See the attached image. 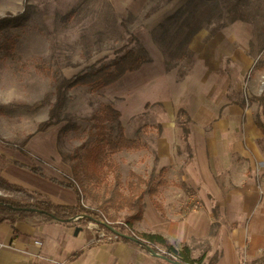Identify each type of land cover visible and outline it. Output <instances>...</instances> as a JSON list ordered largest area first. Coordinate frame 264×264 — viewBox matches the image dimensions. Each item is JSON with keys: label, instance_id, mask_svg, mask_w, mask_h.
I'll return each instance as SVG.
<instances>
[{"label": "rangeland", "instance_id": "obj_1", "mask_svg": "<svg viewBox=\"0 0 264 264\" xmlns=\"http://www.w3.org/2000/svg\"><path fill=\"white\" fill-rule=\"evenodd\" d=\"M164 1L166 0H152L150 10L153 11ZM95 2L85 10L71 8L64 11L60 7L53 11L41 3H37L34 10L25 6L26 14L21 23L15 28L0 32V47L7 37L15 40L11 51L6 53L0 48V130L4 132V135H0V140L10 145H20L29 135L36 133L41 122L47 120L54 102L53 72L57 76L70 78L88 66L93 54L107 50L102 49L103 46L113 49V45L121 44V40L127 38L125 20L116 18L104 1ZM179 2L181 7L175 18L163 22L155 37L164 47L165 53L170 55V63L179 66L182 73L189 72L194 64L198 65L194 68L195 78L188 84L189 92L192 90L193 93L189 97L188 108H176L172 118L175 129L169 133L168 140L182 141V151L187 154V163L194 160L188 145L191 131L197 137L205 138V135L213 133L216 138H228L231 145L237 143L240 153H236L238 157L233 160L238 158L240 172L247 170L250 180L236 188L230 183L228 193L222 192V198L235 201L248 196L246 199L253 201L254 190L259 199H264V140L254 124L261 110L259 104L250 99L260 96L264 89V0ZM86 12L87 14L81 15ZM79 15L82 18L77 19ZM107 41H112V45H108ZM117 56L113 51L96 64V67L111 63ZM179 67L176 69L179 70ZM174 75L171 83L176 90L177 72H174ZM126 79L130 83L138 82L135 75L127 76ZM133 93L131 96L137 95L136 90ZM123 95L121 92L119 96ZM130 98H133L136 104L134 108H129L133 109L131 113L140 114L141 124L148 126L147 130L140 132L142 125L138 130L139 134L137 131L135 135L139 136L147 148L139 152L122 151L115 154L121 161L118 165L113 162L115 166L110 168L107 179L109 183H113L118 176L121 190L126 191L128 188L130 195L135 192L141 195L145 188L150 187L148 192L153 196L154 187L156 189L158 186H178L172 181H168V184L165 182L164 185L154 181L155 173L160 171L161 166L157 163L153 148L161 137V125L158 120L161 109L158 103H154L153 96L139 98V103L137 97ZM107 99L104 90L93 91L88 87H76L67 92L65 104L60 111V118L63 120L60 127L66 124L64 120L70 119L78 126V130L58 136L53 148L70 167L71 162L65 156L93 142V133L90 130L92 117L102 105L110 104ZM127 103L128 101L120 104L122 110L123 106L126 110ZM135 117L129 118L134 120ZM215 126L218 128L216 131ZM52 131L36 133L30 138L27 142L31 145V153L26 152V156L4 147L2 143L0 153L25 166H29L33 160L37 165L42 162L47 174L68 182L71 174L63 176L52 166L48 156L45 158L44 154L39 152V141L49 136L52 139ZM43 149L47 152L49 144ZM207 155L216 158H211L209 167L210 186L213 187L221 179L220 162L214 153L207 151ZM113 157L112 160L115 159ZM168 169L165 167V173L161 177L166 176ZM191 169L195 181L198 182L195 166L192 165ZM28 178L35 179L24 169L13 165L6 166L0 162V196L26 203L32 201L33 193L46 196L39 192L45 187H49L52 194L63 191V188L48 182H43L40 189L29 190L23 185L31 184ZM137 178L141 181H137ZM9 185L18 186L20 189ZM188 186L193 190L197 185L189 182ZM203 186L208 188L209 184ZM222 187L227 188L225 183ZM207 193L211 202V243H219L215 236L221 228L217 198L212 190ZM197 202L193 199L190 206H199ZM82 204L90 209L97 206L85 195ZM128 216L126 211L114 214L110 210L104 222L112 227L125 226L124 221ZM77 229L90 231L93 243L120 242L118 236L110 241L100 238L97 229L110 231L94 222ZM132 231L139 234L133 229V225Z\"/></svg>", "mask_w": 264, "mask_h": 264}, {"label": "crops", "instance_id": "obj_2", "mask_svg": "<svg viewBox=\"0 0 264 264\" xmlns=\"http://www.w3.org/2000/svg\"><path fill=\"white\" fill-rule=\"evenodd\" d=\"M95 1L97 0H0V17L6 13L16 15L26 11L25 6L29 10H34L37 3H41L53 11L60 7L66 11L71 8L85 10ZM100 1L106 3L116 18L125 20L124 25L128 35L135 38V43L131 48L139 55L146 57L145 62L138 70L125 73L119 80L102 91L104 90V94L108 96L107 100L110 105L120 112L119 120L126 137L130 139L135 138L139 128L145 124H141L140 114L131 113L133 109L129 108H134L136 104L135 100L130 97H137L139 103V98L153 96L154 103H158L161 109L158 114L161 137L153 147L157 163H160L161 166L160 171L155 173L154 181L159 182V185H164L165 182L168 184V181L178 185L177 187L174 185L158 186L156 189L154 187L155 194L153 196H150L148 192L150 187L145 188L141 194L142 215L139 220L134 222L133 229L139 233L158 234L166 238L176 249H181L183 246L189 247L192 259H202L200 264H240L243 261L245 264H264L262 257L264 252V199H259L254 190L253 201L247 200L248 196L235 201H226V198H222V192L228 193L230 183H233V188H236L250 180L247 170L240 172L241 166L238 165V158L233 160L234 157H238L236 153H240L239 145H236L237 143L231 145L228 138H216L212 135L213 133H209L203 138L197 137L191 131L188 145L194 160L192 163H187L185 160L187 154L182 151V141L180 139L168 140L169 133L175 129L172 118L173 113L177 111L176 108H188L189 97L193 94L192 90L189 92L188 84L195 78L194 68L198 65L194 64L187 73H182L180 67L174 63H172L171 69H167V53L155 37L159 25L181 7L179 0H166L153 11L150 10L152 0ZM147 12L149 14L145 16ZM85 14L87 12L81 13V15ZM81 15L77 19L82 18ZM126 39L121 40V44L113 45V49L103 46L102 49L107 50H100L93 54L87 65L104 60L115 49L124 45ZM107 44L112 45V41ZM177 67L179 70L176 69ZM174 72H177L178 77L176 90L171 83V78L175 77ZM131 75L137 76V84L127 81L126 77ZM135 85L138 87H134ZM134 90L137 95L131 96L134 94ZM121 92L124 93L123 96H119ZM198 95L200 96V93ZM200 97L202 98V95ZM126 101H128L126 110L124 106L122 110L121 105ZM133 116L136 117L131 120ZM59 128L60 123L47 130H53L52 139L49 136V149L47 152L39 149V152H42L45 158L48 156V159L53 163L52 166L66 177L71 174V167L61 159L57 150L53 148L57 141ZM217 129L215 126L214 131ZM0 135H4L1 130ZM207 136L209 137L207 138ZM29 146L31 145L27 142L24 147V151L27 153ZM207 151L218 156L217 159L220 162L221 179L213 187L210 186L209 167L211 158L215 157L207 155ZM29 152L31 153V151ZM113 158H115L113 162L118 165L121 161L118 159L119 156ZM39 164L44 170L42 162ZM192 165L197 170L198 182L192 175ZM165 167L169 168L168 172L165 177H161L165 173ZM132 172L136 174L135 171ZM30 175L35 179L28 178L31 184H23L29 190L40 189L43 182L47 183L37 176H32L31 173ZM189 182L197 186L192 190L188 186ZM206 183L209 184L208 188L203 186ZM223 183L227 188L222 187ZM61 190L63 191L52 194L49 187H45L39 192L62 205H74L76 203L75 194L69 189ZM208 190H212L217 198L216 205L219 210L221 228L218 229L215 236L219 243H211L212 217ZM121 191L134 198L140 196L136 192L130 195L128 188L126 191ZM193 199L198 201L199 206H190ZM42 220V217H34L16 222L15 229L19 233L17 236L12 235L8 223L0 224V264H173L159 256L142 252L132 243H93L90 231L80 230L75 234L74 227L71 225L55 221L43 222ZM35 241H40L41 245H35Z\"/></svg>", "mask_w": 264, "mask_h": 264}, {"label": "trees", "instance_id": "obj_3", "mask_svg": "<svg viewBox=\"0 0 264 264\" xmlns=\"http://www.w3.org/2000/svg\"><path fill=\"white\" fill-rule=\"evenodd\" d=\"M204 1L210 2L214 0ZM148 14L147 12L145 16ZM175 15L176 13L167 18L165 22L174 19ZM24 16L25 11L16 15L6 14L0 17V32L15 28L21 23ZM159 26L162 27L163 24ZM123 28L125 29V27ZM14 43V39L7 37L0 48L7 53L12 50ZM134 43L135 38L132 35H128L124 45L114 50V54L118 56L111 63L96 67V64H99L101 61L98 60L70 78L57 76L53 72L54 102L48 113L47 120L38 125L36 133L45 132L51 126L63 121L60 118V111L65 104L67 92L71 89L88 87L93 91H99L119 80L125 73L138 70L145 62L146 57L139 55L131 48ZM169 57L170 55L167 53V69L172 68ZM250 99L253 102H257L260 106L261 113L256 117L254 124L264 140V89L260 96H253ZM120 116V112L110 104L102 105L98 112L93 115L92 126L90 128L93 133V142L83 146L71 155L65 156L71 162V177L68 182L60 181L48 175L34 161H31L29 166H25L0 153V162L4 165H13L24 169L50 184L73 191L76 196V203L74 205L57 204L48 197L37 193H33L31 195L32 201L26 203L0 196V224L3 222L8 223L14 236L19 234L15 229L16 222L34 217H42L43 222L55 221L71 225L75 229L91 222L105 228L103 222L107 220L106 215L110 210L114 214L126 211L129 213V216L124 221L125 226H111L118 236V241L132 243L142 252L159 256L170 263L200 264L202 259H192L190 249L187 246L176 249L166 238L158 234H135L132 231L133 223L139 220L142 215V197L140 195L134 198L131 197L132 195H125L121 191L119 177L116 176L113 183H109L107 177L110 168L115 166L112 160L115 154L122 151H141L146 149L147 146L139 139V136L133 139L126 137L124 128L119 120ZM64 121H66V124L60 127L58 136L69 131L78 130V126L72 120L67 119ZM147 128L148 126H143L140 132L147 130ZM36 133L29 135L20 145H10L2 140H0V144L2 143L4 147L26 156L24 147L27 141ZM137 181H141V179L137 178ZM6 183L9 184L8 182ZM9 186L20 189L15 185ZM180 186L183 187L184 185ZM84 195L97 204L95 209L87 208L82 204ZM77 216L80 218L74 221L73 219ZM131 238H134V240H131ZM262 257L264 258V252Z\"/></svg>", "mask_w": 264, "mask_h": 264}, {"label": "built area", "instance_id": "obj_4", "mask_svg": "<svg viewBox=\"0 0 264 264\" xmlns=\"http://www.w3.org/2000/svg\"><path fill=\"white\" fill-rule=\"evenodd\" d=\"M75 219H77V218H75ZM93 227H97V225H93ZM96 232L99 233V237L102 238V239H106V240H109V241L110 240H113L114 238L117 239V235L115 233L111 232V231L110 232H106L105 230H99V229H97ZM34 243L37 246H40L41 245V242L40 241H35Z\"/></svg>", "mask_w": 264, "mask_h": 264}, {"label": "bare ground", "instance_id": "obj_5", "mask_svg": "<svg viewBox=\"0 0 264 264\" xmlns=\"http://www.w3.org/2000/svg\"><path fill=\"white\" fill-rule=\"evenodd\" d=\"M48 140H50V137H48V138H47V137H46V138H42V139L39 141V146H38V148L44 151L43 148H45V146H46L47 144H49V142H50V141H48Z\"/></svg>", "mask_w": 264, "mask_h": 264}, {"label": "water", "instance_id": "obj_6", "mask_svg": "<svg viewBox=\"0 0 264 264\" xmlns=\"http://www.w3.org/2000/svg\"><path fill=\"white\" fill-rule=\"evenodd\" d=\"M103 226H104L107 230H109V231L115 233L114 229H113L110 225L106 224L105 222H103ZM78 232H79V229H76V230H75V234H77ZM131 240H134V238H131ZM173 264H180V263L173 262Z\"/></svg>", "mask_w": 264, "mask_h": 264}]
</instances>
